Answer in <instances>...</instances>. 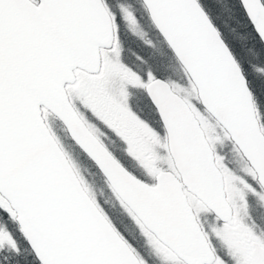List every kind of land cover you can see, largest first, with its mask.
<instances>
[{"label": "snow or ice", "instance_id": "1", "mask_svg": "<svg viewBox=\"0 0 264 264\" xmlns=\"http://www.w3.org/2000/svg\"><path fill=\"white\" fill-rule=\"evenodd\" d=\"M218 21L247 38L242 55ZM137 25L193 96L161 77ZM257 61L264 0H0V264H264Z\"/></svg>", "mask_w": 264, "mask_h": 264}, {"label": "rangeland", "instance_id": "2", "mask_svg": "<svg viewBox=\"0 0 264 264\" xmlns=\"http://www.w3.org/2000/svg\"><path fill=\"white\" fill-rule=\"evenodd\" d=\"M218 23L220 24L221 22L218 21ZM136 28L137 30L134 32L135 35L138 36L140 40L146 39L147 41H145V45H150V44L153 45L151 47L149 55L154 61V64L157 70L159 71L160 75L162 77H165L166 79L165 78L164 79L170 83L173 90L178 94L182 95L185 99H187L190 96H193L195 94L194 89L191 87V85H189L184 81L182 67L179 66L173 58L168 56L162 41L158 39L154 34H151L150 29L148 31L139 30V25H137ZM260 62L262 61H259V63ZM218 139L222 141L223 146L225 147H227V145L230 143L225 137H223V135L219 136ZM65 146L70 153L73 151L70 142L66 141ZM111 150L115 152L112 148ZM230 162L234 163L237 167H240L243 164V161L240 159L238 154L234 152L230 153ZM81 168L83 169L84 174L89 173L87 170H85V167L82 165V163H81ZM94 179L96 184L98 185L97 186L93 181L94 192L101 199H107L112 203L111 209H107V206L105 207L106 210L109 211V214L113 216L114 220H116L117 226L120 227L119 220L121 219H123L127 223L126 210L121 209L119 206L115 204L114 201H112V193L110 192L106 184L103 182L102 178H100L99 176H95ZM106 189L108 190V192ZM101 203L103 204V201H101ZM147 242L152 243L151 237H149V240ZM151 264H159V261L153 259Z\"/></svg>", "mask_w": 264, "mask_h": 264}, {"label": "trees", "instance_id": "3", "mask_svg": "<svg viewBox=\"0 0 264 264\" xmlns=\"http://www.w3.org/2000/svg\"><path fill=\"white\" fill-rule=\"evenodd\" d=\"M230 24H231V22H230ZM220 26H221V29H222V31L224 33V38H225L226 42H228L229 44L234 45L235 46V51L238 54H241L242 55L243 52H242L241 46L243 48L244 44L247 43V38L245 36H243V34H241L239 32H237L236 38L233 36V34L231 33V31H236V28H235L236 25H229L226 22L225 23V26L223 24H221ZM238 27L241 28V30H242V25H239ZM133 34L135 35V33H133ZM141 41L145 44V41H147V40L144 39V40H141ZM239 41L241 42V45H240V42ZM162 43L164 44V47L166 49V52H167L168 56H170L171 58H173L176 61V58L171 53V51L168 49L167 45L163 41H162ZM257 47H262V46L257 45ZM245 55H248V56H251V57L255 58L256 56L260 55V52L258 50H256V49L252 48V47H249L248 48V51L245 53ZM176 63L179 65V63L177 61H176ZM255 66L256 67H264V62H260L259 63V61H257V64ZM256 75H257V78L258 79L264 80V74H261V73L257 72ZM162 78H165V77H162ZM81 163L85 167V170H87L89 173H93L94 174V171H96V169L95 168L92 169L91 168V165L88 163L87 160H81ZM93 181L96 184L95 179ZM107 192H108V190H107Z\"/></svg>", "mask_w": 264, "mask_h": 264}, {"label": "flooded vegetation", "instance_id": "4", "mask_svg": "<svg viewBox=\"0 0 264 264\" xmlns=\"http://www.w3.org/2000/svg\"><path fill=\"white\" fill-rule=\"evenodd\" d=\"M177 61V59H176ZM178 62V61H177ZM179 63V62H178ZM180 65V63H179ZM181 66V65H180ZM182 67V66H181ZM179 96L183 97L182 95L179 94ZM184 98V97H183ZM93 131L96 133H99L101 136L103 135V133L99 132L98 128H95V126H92ZM109 147L112 148L115 152H117V154H119V151H122V147L123 145H121L120 143H117L115 141H112L109 139ZM255 205V202H253ZM254 217L257 218V222L260 224L261 228H264V222H261L260 217L264 216V208H260L258 205L255 207V211L253 212Z\"/></svg>", "mask_w": 264, "mask_h": 264}, {"label": "water", "instance_id": "5", "mask_svg": "<svg viewBox=\"0 0 264 264\" xmlns=\"http://www.w3.org/2000/svg\"><path fill=\"white\" fill-rule=\"evenodd\" d=\"M178 61V60H177ZM174 91V90H173ZM175 92V91H174ZM176 93V92H175ZM176 95L178 96V97H181V96H179V94L178 93H176Z\"/></svg>", "mask_w": 264, "mask_h": 264}]
</instances>
